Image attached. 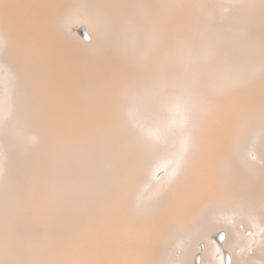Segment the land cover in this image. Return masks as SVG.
<instances>
[{
  "label": "bare ground",
  "instance_id": "1",
  "mask_svg": "<svg viewBox=\"0 0 264 264\" xmlns=\"http://www.w3.org/2000/svg\"><path fill=\"white\" fill-rule=\"evenodd\" d=\"M5 1L7 2V0ZM5 1L3 0V3ZM32 1L31 4L27 3L28 8L23 10L21 15L14 16L8 11L9 16H5L1 20L4 29L0 30V84L2 87L7 85L9 77L6 74L7 58L14 61L26 78L21 88L17 90L9 88L10 91L6 89L0 92V134L9 137L14 129L23 128L27 122H33V115L38 109H35L31 102V90H33L34 82H38L35 81L37 78L40 77V80L45 78L48 81L49 126L51 130L55 131L54 134L56 133L54 140H56L57 147L48 145L46 154L35 159V166L30 172L36 174L37 177L35 181L33 179L31 191L27 188L19 194L21 197H19V205L24 203L22 215L27 216L24 219L29 221L30 229L26 232L18 231L13 235H10V232L0 231V264H65L70 263L75 255L79 258L80 264H194L195 259L197 264H225L224 262L228 260L230 264H264V163L260 164L262 163L259 162L260 159L258 161L249 159L246 155L247 152L239 145L240 139L238 140L239 136L245 135L248 129L255 128L260 146V157L264 158V107L243 108L240 105L236 106L232 104L230 96L225 93L220 96V93L226 88H222L221 92H217V94H213L211 91L204 93L199 82L194 84L187 94H182L186 99L188 98L190 111L195 113L192 124L186 128H193L196 121L195 130L199 125L198 133L204 132L201 131L202 127L205 125L208 127L210 120L215 121L213 127L209 126L212 132L209 131L210 134H208L211 136H207L209 137V148L205 150L202 143L206 152L204 154L195 153L193 160H190L192 164L188 171L184 169L180 174L176 173L173 176L166 174L157 183L152 184L153 168L150 164L152 165V159L156 156V149L159 146L149 144V146L142 147L139 145L133 133L135 129L131 130L123 120L124 118L121 119L119 116L121 107L119 109L118 103L122 101V94L132 81L125 83L123 80L114 78V74L111 76L98 71L101 65H98L96 60L106 57L102 52L103 48L100 47L102 29L106 20L96 14V9L89 8L85 12L90 19L93 39L98 44L97 50H91L88 43L80 40L71 32L68 23V16L73 13L74 8L81 5V0ZM125 1L141 11L151 14L165 12L166 9L158 7L169 4L172 0H150L149 5L142 0ZM12 3L14 4L13 1ZM17 3L16 5H18ZM26 3L24 0V4ZM240 6L244 5L240 4ZM3 7L4 4L0 10ZM4 9L1 11L7 12V9ZM10 9L16 13V8ZM0 14L4 13L0 12ZM255 14L256 19L259 20V33L256 39L250 35H243V33L241 42L244 49L236 45L219 46L217 44L219 47L216 51L213 50L215 54L209 59L206 58L207 63L203 64H207L208 69L210 68L218 74V71L221 72V69L224 68L223 66L229 64L232 57L245 58L250 54L249 52H254L251 49L252 42H254L257 47L255 52L260 58L258 69L261 71L256 83H259V94L264 100V7H259ZM242 15L245 16L243 13ZM192 28L190 27V29ZM188 30L187 28L186 31ZM194 30L196 31L195 28ZM181 31L183 32V30ZM193 33L191 30L192 38H194ZM104 34L106 35V32ZM196 35L197 33L195 38L198 36ZM181 36L183 38V35ZM169 38L171 39V37ZM176 38L177 41L174 40L176 43L172 41L177 45L178 37ZM5 39L8 41L6 42ZM36 41L40 42L38 43L39 49L33 45V42ZM113 42L115 45L116 40ZM43 44L50 47V49H45L46 51H50L56 45L60 47L58 59L53 56L48 64L45 63L50 73H43L41 70L43 66L40 68L37 66L38 64L36 65L34 57L39 54H35L34 57L28 55L30 52L34 55L38 50L40 51V46ZM154 44L156 45V42ZM32 47L36 48V51L33 48L35 52L31 50ZM159 48H161L160 45ZM25 51L30 52L26 54ZM160 52L158 50L157 55ZM178 52L177 50L176 54L180 53ZM165 54L168 55L165 57L169 60V53L165 51ZM174 55L171 59L175 57ZM43 56L45 55L43 54ZM177 59H175L176 62H178ZM44 60L47 59L44 58ZM44 60L40 59L42 63ZM166 63L168 62L166 61ZM175 64L177 65V63ZM197 67L201 70L202 63H199ZM55 71L59 73V78L55 76ZM214 77H216V73ZM207 81L209 82V80ZM149 86L156 89L160 87L157 83ZM167 87L172 94L179 92L172 85L168 84ZM254 91L251 92L249 89L246 90V93L251 92L252 94ZM98 101L106 102L104 112L107 116L113 117L110 123L100 122L99 116L102 109L99 107L101 102ZM56 118L57 121L61 119L58 125H61L60 127L55 126ZM137 123L139 124V122ZM95 130L98 132L94 133ZM150 133L147 135H154H150ZM193 134L195 133L193 132ZM23 141L13 144L8 166L12 162L13 151L22 147ZM168 145V140L161 144L163 147ZM108 160L114 161V166L104 165V162ZM21 162L23 163L22 160ZM4 163L6 165L5 161ZM43 175L44 177L49 175V178L47 176L48 181L44 179ZM44 187L45 191L42 192ZM166 188L170 189L169 196L163 201L162 213L159 212L161 216L152 219L144 216V218L142 212L149 207L152 198ZM138 190L139 194L136 193ZM44 209L45 211H42ZM236 216L248 219L254 233H261L257 236L256 243L254 242L253 254L248 258H243L241 255L227 250L237 243V235L242 234V231L233 224ZM224 224L226 230L220 232V226ZM199 238L204 240L203 248L200 250L199 256L197 255L195 258V254L199 250L196 244ZM250 239L251 237L243 234L238 244L245 246L250 243H247ZM177 244L181 246L182 252L179 257H174L172 252ZM218 249L227 252L217 256Z\"/></svg>",
  "mask_w": 264,
  "mask_h": 264
},
{
  "label": "rangeland",
  "instance_id": "2",
  "mask_svg": "<svg viewBox=\"0 0 264 264\" xmlns=\"http://www.w3.org/2000/svg\"><path fill=\"white\" fill-rule=\"evenodd\" d=\"M12 1L14 2L15 5L12 3ZM26 1H28V0H25V3H26ZM29 1H31V2L29 3ZM29 1L27 2L28 4H31L33 2L32 0H29ZM142 1L146 2V4L149 5L150 0H142ZM5 2L3 3V0H0V3L4 4L3 9L8 6L6 8L7 12L1 11L3 9L0 10L1 13H4V14H2L3 16L0 14V17H1L0 18V25H1L0 30L4 29L3 24H1L2 23L1 20L3 19V17L9 16L10 12L12 13L11 15L19 16V15H21L23 10L28 8L27 3L24 4V0H22V1L21 0H9V2L7 0V2H8L7 6H6L7 2L6 3ZM16 3L18 5H16ZM21 3H22V5H21ZM3 4H0V8H2ZM9 4H10V8H12V9H13V7L16 8V10H15L16 13H14V11L9 8ZM204 4H205V6H204ZM240 4L244 5V6H240ZM19 5H20V7L21 6L22 7L21 8L18 7ZM23 5H25V6H23ZM80 6L81 7L83 6L85 9L81 8ZM85 6H87V7H85ZM259 7H264V0H209V1H207V0H172L171 2H169V4L158 7V8L166 9L165 12H163V13L162 12H153L150 14V13H146V12L141 11L140 9H138L135 6H132L131 4H129L125 0H81V5H79L78 8H74L72 10V12L74 14L72 13L68 16V23H69V27H70L71 32L74 33L80 40L88 43L90 45L91 50H93V49L97 50L98 44L93 39L91 30H90V21H89L90 19H89V16L85 12L89 8L96 9L97 10V11H95L96 14H98V16H100L104 20H106V24H104V28L102 29L103 32L101 35V44H100V47L103 48L102 52L106 55V57L98 58L99 60L98 59L96 60V62L98 61L97 64L101 65L100 68H98V71L103 73V74H110L111 76L114 74L113 75L114 78H117L121 81L123 80V82H125V83L132 81L131 82L132 85H130L131 83H129L127 85L128 87H127V90L125 91L126 93L125 92L123 93L124 97L122 94V101L118 103L119 109L121 107V109L119 110V116L121 119L124 118L123 120L129 126V128H131V130L135 129V131H133V133L136 136V139H137L139 145H141L142 147L143 146L146 147V145L149 146V144L159 146L156 149V153H155L156 156H154L152 159V161H153L152 165L150 164V166H152V168H153V173H152V177H151V183L152 184L157 183L158 180L161 177L165 176L166 174H170L173 176L176 173L180 174L181 171H183L184 169H186L188 171L190 168L189 166H191V164H192L191 161L193 160L194 156L197 153H201V154L203 153L204 154L206 152L205 150H207L209 148L208 141H209V137L211 136L209 134L212 133L210 127H213L212 125H214L215 121L212 122L210 120L208 123V127L206 125H205V127H202L201 131H204V132L198 133V130H200L199 125L197 126V128L195 130L196 121L194 122V124H195V126L193 127L194 129L193 128H191V129L186 128V126H190L192 124V121L195 117L194 116L195 113L193 111H190L191 107H190V104L188 102V98L186 99L182 94H187L188 93L187 91H190V88H192L194 84H197L199 82L200 88L204 93L211 91L213 94H217V92H221L220 90L222 88H226L225 90L222 91V93H220V96H221V94H224V93L227 96H230V98L232 100V104H235L236 106L240 105L243 108H248V107H253V108H260L261 107L262 108V107H264V100L261 98V96L259 94L260 93L259 83H256L257 79L259 78L261 71H260V69H258L259 65H260V58H259L258 54H256V52H255V50H257V47H256V44L254 42H252V45H251L252 46L251 49H253L254 52H249L250 54L247 55L245 58H243L241 56H237L234 58L232 57L231 60L229 61V64H226L225 66H223L224 68L221 69L222 74L219 71L217 74L216 71H212L210 68L208 69L207 64H203V63H207L206 58H208V59L211 58L215 54L214 51H216L217 47H219L220 45H224V44L229 45V46L236 45L237 47L244 49L243 43L241 42V37L243 35H250L253 38L255 37V39H256V36L259 33V31H258L259 20L256 19L257 16L255 13L258 11ZM234 8L237 11H235ZM6 9H4V10H6ZM75 10H78V11H75ZM8 11H9V13H8ZM7 13H8V15H7ZM83 13H85V14H83ZM242 13L245 16H243ZM75 14H76V17H75ZM203 15L205 16V18ZM206 15H208V16H206ZM20 18H21V16H20ZM112 22H114V23H112ZM110 26H112V27H110ZM190 27L191 28L193 27V28L190 29ZM187 28L189 29L188 31H186ZM194 28L196 29V31L194 30ZM184 29H186V30H184ZM181 30H183V32ZM191 30H192V32H194L193 33L194 38H192ZM206 30H208V31H206ZM105 32H106V35L104 34ZM124 32H125V34H124ZM196 33L198 35V36L196 35L197 38H195ZM208 33H210V34H208ZM179 34H180V36H179ZM84 35L86 36L87 39L85 38ZM112 35H114V36H112ZM115 35H117L118 37ZM181 35H183V38ZM189 35H191V36H189ZM234 35H236V36H234ZM112 37H113V39H112ZM169 37H171V39ZM176 37H178V42H177L178 46L175 44L176 42L174 41V40L177 41ZM185 38H187V39H185ZM190 38L192 40L195 39L196 42L198 41L197 44H196L195 40L192 41ZM39 39H40L39 41H41V38H39ZM112 40L113 41L116 40V42H117V43L115 42V45L117 44L116 46L113 45L114 42ZM172 40L175 43H173ZM5 41L7 42L8 39H5ZM39 41L38 42L36 41L35 43L33 42V45L36 48H38V46H39V44H38V43H40ZM109 41H110V43H109ZM183 41H184V43H182ZM155 42H156V45L154 44ZM191 42L192 43L194 42V43L192 44ZM166 44H168V45H166ZM170 44L172 47L174 44L176 46L174 45V47L172 48L171 46H169ZM43 45L45 48L43 47ZM43 45L40 46L41 47L40 51L38 50L39 49L38 48L37 49L38 52L34 53V55L30 51H29L30 54H28V55H30V56L32 55V57H34L37 54H39L36 57H34L35 61H36V65L38 64L37 66L40 68L43 66L41 68V70H43L42 71L43 73L44 72L50 73V70H49L48 66L45 65V63L48 64L49 60L53 59V56L54 57L56 56L55 58L58 59L60 47H58L56 45L53 49L50 50V51L54 52V53H52L50 51L45 50L48 48L50 49V47H47L45 44H43ZM159 45L161 48H159ZM118 46H120V47H118ZM35 47L31 48V50L33 52L36 51ZM176 47H178V48H176ZM183 47L185 48V51H184ZM33 48L35 51L33 50ZM113 48H115V49H113ZM174 48L176 49V51ZM179 48H181V49H179ZM157 49L159 50V52L161 51L159 53V55H157V51H158ZM170 50L175 52L174 53L175 55ZM177 50L181 54L179 52H178L179 54H176ZM119 51H121V53H119ZM165 51H167V53H169V55H170L169 60L170 61L167 60L168 58L165 57V56H168L165 54ZM29 52H26V54ZM182 52H183V54H182ZM117 53H119V54H117ZM155 53H156V55H155ZM161 53H163L162 54L163 56L161 55ZM170 53H172V54H170ZM208 53H209V56H208ZM43 54L45 56H43ZM154 55H155V57H154ZM172 55H174L175 57L178 55V57H176V58H178L177 59L178 62L175 61V59H176L175 57L172 58L173 60L171 59V57H173ZM179 55H181V56H179ZM43 57L45 59H47L48 61L44 60ZM156 57H157V59H155ZM40 59L42 61L44 60V62L42 63V61H40ZM156 60H157V62H156ZM163 61L165 63L167 61L168 63L165 64ZM173 61H175V63H177V65L175 63H173ZM158 62H160V63H158ZM253 62H254V64H253ZM199 63H202V67H201L202 69L201 70L197 67L199 65ZM160 66H161V68H160ZM6 67H7L6 68V74H7V77L8 76L9 77H8L7 85L5 87H2L0 84V92L4 91L6 89H7V91H10L9 88H12V90H14V89L17 90V89L21 88L23 83H24L23 81L26 78V75L23 72L21 73V71L19 70V68L17 67V65L14 63V61L12 59H9V58L6 59ZM12 67H13V69H15V68L16 69L13 70ZM121 67H123V68H121ZM131 67H132V69H131ZM245 72H246V74H245ZM207 73L209 76L207 75ZM210 73H213V74H211L212 76L210 75ZM215 73H216V77H214ZM58 74L59 73L57 71H55V76L59 78ZM141 74H142V76H141ZM176 74H177V77H176ZM200 75H202V76H200ZM218 75H220L219 78H218ZM200 77H201V79H200ZM207 80H209V82ZM35 81H38L39 84H38V82H34L35 84H34L33 90H31V95H32L31 102L34 105V108L35 109L37 108L38 110L37 111L35 110L36 112L34 113L33 119H32L33 122L32 121L29 122L30 124L27 122L26 126L23 128L20 127L17 130L14 129L13 133L9 137H5V136L0 134V152H1L0 153V168H1L0 169V176H1L0 177V231L10 232L9 233L10 235L17 233L18 231H21V232L25 231L26 232V231H28V229H30V227L28 226L29 221L24 219V218H27V216L25 214L22 215L23 211H24L23 210L24 209V203H23V205L22 204L19 205V202H20V199H19L20 195L19 194L21 193V191H23L24 189H27V188L30 189L29 191H31V187L33 185V179L35 181V179L37 177L36 174H34L33 172L32 173L30 172L31 169L35 166V159H37V157L39 158L40 156H43L46 154L45 152L47 150L48 145L55 147V148L57 147L55 145L56 140H54L56 133L54 134L55 131H53V129L51 130V127L49 126L50 125L49 124V110L47 109L48 108V103H47L48 102V96H47L48 95L47 94L48 81L45 78L43 80H40V77L37 78ZM134 81H135V83H134ZM154 81H156V82H154ZM171 81H172V83H171ZM156 83L159 84V86H160L158 89L152 88L149 86L150 84H156ZM168 84L172 85V87H176V90H179V92L174 93V94L170 93L171 91L168 90V87H167ZM210 84H212V85H210ZM250 85H252L253 87H251ZM182 86H184V87L181 89ZM246 86H247V88H246ZM245 89L247 91L249 89H251V92L253 90H255V91L251 94V92L246 93ZM165 92H166V95H165ZM256 92L258 93V96H257ZM233 95H235V97L232 98ZM160 96H161V98L159 99ZM236 96H237V98H236ZM41 99H43V100H41ZM140 99H142V101H144V102L140 101ZM98 102H101V101H98ZM103 102L104 101H102L100 104L98 103L100 105L99 107L102 109V112L100 113L101 115L99 116L100 122L104 123L107 121L106 123H110L113 120V117L107 116V114L104 112L106 102H104V103ZM125 104H126V106H125ZM157 107L159 108V110ZM148 108H150V109H148ZM42 114H44V115H42ZM60 120L61 119H58V121H57V118L55 119V122H56L55 126H57V127L61 126V125L58 126L60 124ZM136 121L139 122V124ZM134 127H136V128H134ZM172 127L173 128L176 127V128L173 129ZM157 128L160 130H158ZM136 129L137 130L139 129V130L137 131ZM193 130H195V131H193ZM184 131L186 132L187 135L185 134ZM209 131H210V133H209ZM97 132H98V130L94 131V133H97ZM193 132L195 134L192 135ZM256 132L257 131L255 128L248 129V131L246 132L245 135L239 136L240 137V138H238V140L240 139L239 145L242 148H244L245 152H247L246 155L249 159H251V158H252L251 160L257 159V161L260 159L261 161L259 160V162H262L260 164H263L264 158L262 159L260 157V146H259V142H258ZM149 133H150V135L151 134H154V135H151V136L147 135ZM200 134H201V136H200ZM51 135H53V136H51ZM169 136H172V137H169ZM207 136H209V137H207ZM140 137L141 138L143 137V138L141 139ZM196 138H197V140H196ZM19 139H21V140H19ZM153 139H154V141H153ZM22 140H24L22 147L13 151L12 162L8 166L9 160H10V155L12 152L11 148H12L13 144L15 142H19ZM166 140H168L169 145L166 147L161 146V144ZM9 141H11V142H9ZM146 141H147V143H146ZM254 141H255V143H254ZM7 142H9V143H7ZM52 143L54 144V146ZM202 143L205 146V150H204V146L202 145ZM36 152H38V153H36ZM26 153H27V155H26ZM21 160L23 161L24 164L21 162ZM4 161L6 162L7 166L4 165L5 164ZM189 161H190V163H189ZM105 164L109 167H112V166H114V161L108 160L107 162H104V165ZM20 166H21V168H20ZM154 166L156 167V169ZM23 167H25V168H23ZM161 168H163V169H161ZM17 169H18V171H17ZM47 176L49 178V175H45L46 178L43 175L44 179H46L48 181ZM21 177H23V178H21ZM26 183H28V184H26ZM169 190L170 189L166 188V189H164V191H161V193H158L156 196H154V198L151 197L152 202L150 203L149 207L142 212V216L143 217L145 216L146 218L148 216V218L150 217L151 219L152 218H159V215L161 216L160 213H162V210H163V209H161V208H163V203H164L163 201L166 200V198L169 196V193H168ZM44 191H45V187H44V190L42 192H44ZM136 193L139 194L140 191L138 190ZM153 206H154V208H153ZM158 207H159V209H158ZM149 210H151V211L149 212ZM5 211H7V212H5ZM42 211H45V209ZM42 211H40V212H42ZM154 214H155V216H154ZM156 216H158V217H156ZM234 220H235L233 223L234 226L237 229H239L240 231H242V234L237 235V237H236L237 243L233 244L232 247L228 248L227 250L241 255L243 258H248L250 255L253 254V248L255 247L257 236L260 235L261 233H259V234L254 233L252 225L250 224L248 219L246 220V218H242V217L237 218V216H236V217H234ZM236 220H238V221H236ZM225 226H226L225 224L220 226L219 231L222 232V230L223 231L226 230ZM27 227H29V228H27ZM243 234L251 237V239L247 242V243H249V242L250 243L246 244L245 246L238 244L241 241L240 238L242 239ZM203 242H204V240H202L200 238L197 240L196 244H197L199 250L196 252L195 258H197V255L199 256L200 250L203 248ZM251 245H253V246H251ZM177 247H178V249H176ZM175 249H176V251H175ZM181 250H182L181 246L177 244L174 247L173 252H172V253H174L173 254L174 257H179L181 255V252H182ZM247 250H248V252H247ZM225 252H227V251H225V250L223 251L221 249L219 251V249H218L216 251V255L217 256H219V254L223 255ZM249 252H250V254H249ZM227 257H228V255H227ZM75 259L77 260V262ZM78 260H79V258L76 257V255H75V256H73V259L70 263H65V264H80V260L79 261ZM226 262H224V263L230 264L229 260ZM194 264H197L196 259H195Z\"/></svg>",
  "mask_w": 264,
  "mask_h": 264
}]
</instances>
